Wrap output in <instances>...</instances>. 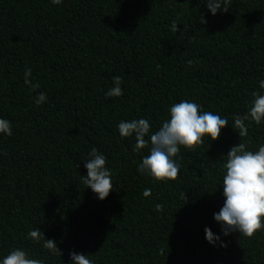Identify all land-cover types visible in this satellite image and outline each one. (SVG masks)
Instances as JSON below:
<instances>
[{"label": "trees", "instance_id": "16d2710c", "mask_svg": "<svg viewBox=\"0 0 264 264\" xmlns=\"http://www.w3.org/2000/svg\"><path fill=\"white\" fill-rule=\"evenodd\" d=\"M204 3L0 0V118L12 131L0 135V256L21 248L43 264H69L70 252L92 264H264V229L221 235L226 247L204 232L221 234L213 214L230 148L264 144V123L245 120L243 137L231 127L264 79V0H229L215 16ZM114 76L122 95L105 98ZM40 92L47 99L37 105ZM181 100L228 126L216 141L181 147L177 178L154 182L137 172L148 150L134 153V138H121L117 125L145 118L155 131ZM93 147L112 174L103 201L81 178ZM43 236L61 254L44 248Z\"/></svg>", "mask_w": 264, "mask_h": 264}, {"label": "clouds", "instance_id": "9594fccd", "mask_svg": "<svg viewBox=\"0 0 264 264\" xmlns=\"http://www.w3.org/2000/svg\"><path fill=\"white\" fill-rule=\"evenodd\" d=\"M52 4H60L62 0H50ZM204 5L215 16L218 12L229 11V0H205ZM171 30L176 32L177 24H171ZM192 63L191 60L188 61ZM31 69L26 68L25 83L35 91L39 87L33 84L29 77ZM113 86L105 92V98L119 97L122 95L121 78L114 76ZM260 91L252 93V99L247 113L243 118L233 117L232 128L239 129V136L247 133L244 121L254 122L257 125L264 123V79L257 81ZM46 95L38 93L34 103L40 105L46 102ZM228 126L227 118H222L211 111H204L202 107L192 100H181L173 103L168 109V116L161 122L155 131L150 130V122L145 118L121 120L117 131L121 138H134L132 151L134 153L148 150L147 155H142L137 165V172L147 176L154 182L175 180L178 176L180 165L177 155L181 147L192 150L204 142V138L216 141L225 127ZM0 135H12L11 124L8 120L0 118ZM226 160L222 165V195L223 206L219 212L214 213V220L219 224L221 234H214L206 227L204 229L206 241L221 247L227 245L221 239L232 233H239L241 237L251 238L264 229V144L256 151L247 150L244 143H239L230 148ZM86 175L81 176L87 189H91L98 200H105L113 189L112 174L106 166V157L93 147L88 153V159L83 161ZM150 189H145L143 195L148 197ZM161 205L157 204L159 210ZM27 237L32 240L40 238L39 230H30ZM44 238V236H43ZM52 240L44 238L43 247L57 251ZM56 245V244H55ZM69 264H92L88 256L76 252L69 253ZM0 264H43L41 260L29 258L27 252L21 248H14L6 255L0 256Z\"/></svg>", "mask_w": 264, "mask_h": 264}]
</instances>
